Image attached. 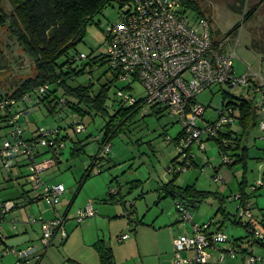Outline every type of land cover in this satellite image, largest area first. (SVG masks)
Here are the masks:
<instances>
[{"label":"rangeland","instance_id":"1","mask_svg":"<svg viewBox=\"0 0 264 264\" xmlns=\"http://www.w3.org/2000/svg\"><path fill=\"white\" fill-rule=\"evenodd\" d=\"M199 3L202 9L206 10L207 15L211 16L213 35L222 50L228 54L236 52L237 75L256 74L257 81L264 82V0H199ZM1 4L3 11L11 16L14 7L10 0H1ZM122 7L120 2L115 1L96 15L87 26L85 38L78 46V51L87 55L106 53V29L112 22L118 20ZM253 8H256L255 13L245 19V13H249ZM239 23L241 27L238 32L228 36L232 28ZM35 73L34 60L25 51L10 25L1 27L0 95L13 93L18 86L30 76H34ZM91 76L96 82L100 78L102 81H107L111 78L109 64L105 63L99 66L92 75L88 74L82 80L88 81ZM129 83V80H118L117 84L111 88L108 101L111 112L121 105V98L117 94L120 89L139 98L146 96L147 89L141 81H136L132 88H124ZM248 88L249 84L239 87H230L227 84L213 85L200 93L198 99L207 106L204 116L199 120L200 125L219 119L221 109L230 101L237 100L233 94L239 96L248 94ZM224 92L228 93L227 97L224 96ZM255 96L258 98L259 95ZM34 103V100H31V105L27 108L26 113L22 114L20 120L26 137H32L33 130L40 126L51 130L59 128L61 135L70 136L65 141L66 146L60 151L58 159L60 163L43 174L45 181L49 184L61 183L65 186L66 191L62 195L61 204L57 209L49 206L44 199L23 206L21 201L24 199L18 196L23 189H32L27 176H23L27 174L28 167L25 165L18 168L23 172L20 177L17 176L16 169L13 172L10 171V164H1L0 197L15 198L21 202V206L10 211L2 223V231L4 232V229L10 231L8 236L4 232L8 239L6 240L7 245L10 249H26L30 245L36 244L41 253L45 250V245L42 242V223L32 224L30 219L41 215H44L45 219H53L58 214L57 210L65 211L75 196L78 181L92 163L93 158L99 153L100 144L96 138L102 136L101 128L105 124L106 118L86 116L82 119L86 129L76 133V122H79L81 118L72 110L66 108L64 111L52 115L45 105H35ZM126 104L130 105V103ZM150 112H152L151 105L145 104L130 130L114 138L108 154L103 152L112 161L109 162L107 159L103 162L104 164L99 163L95 167L93 175L85 182L82 190L75 197L66 225L69 233L71 232L68 242L65 245L62 244L61 235L57 236L54 244L46 250V256L40 264H74L75 262L100 264L98 251L94 246L99 239H104L106 243L113 245L118 264L165 263V259H160V253L168 255L171 252L170 246L164 244V241L170 237L169 227L180 233V229L187 226L193 233L194 222L200 221L198 224L201 225L220 219L224 220L226 215L220 209L221 206H224L226 214L235 218L238 214L239 200L237 196L240 194L243 173L246 172L249 179L247 191L252 190L255 184L264 183V164L260 167L259 159L256 156L258 151L261 156H264V133L259 125H256L248 136L247 143L251 147L249 153L252 158H248L247 168L246 162H238L232 166L225 163L216 140L211 139L205 142L207 151L200 149L197 144L194 145L192 151L199 165L192 164L189 169L180 172L176 182L181 186L195 183L197 188L213 191L217 196L212 194L198 208H192L194 221L184 224V221H181L182 216L177 207V201L173 197L164 198L160 203H156L163 184L170 181L174 175L170 168L173 159L179 153L176 142L170 138L177 137L184 127L182 122L167 110L162 116ZM3 114L4 111L0 110V115ZM73 122H75V126H70ZM2 124L5 127L0 128V145L8 136L10 129L6 122H2ZM240 129L237 127V131ZM90 134L92 136L83 143H86L84 152L79 156H73L71 137L74 139L86 138ZM52 155V152H47L44 156L51 157ZM216 169H219L218 172ZM132 186L136 187L130 193ZM119 189L125 194L123 198L125 203L102 200L104 197H109L112 190L117 192ZM43 190V188L39 189L37 193H42ZM31 192L35 194V191ZM142 194L144 197H141ZM256 194L258 195L254 197V201L257 199L260 205L255 208V212L262 216L261 213H264V209L260 208H264V186L258 189ZM221 199H224V202ZM91 202L96 208V214L86 217L80 223L77 219L80 211ZM128 209L135 210L131 215L134 218L131 226L128 223L131 219L127 215ZM216 211L218 215H216ZM144 214L145 222L148 225L139 226L140 248L132 228L135 225V220ZM155 218L158 220V226H162V229L154 230L150 226ZM225 220L226 226L224 225L223 230L228 233L231 240H233V236L248 233L244 226L235 224L230 218ZM244 220L248 219L244 217ZM165 222L170 225H161ZM15 226L16 228H14ZM256 226L257 228L263 227L260 223H257ZM217 227V224H213L211 229L215 230ZM25 229L28 231L25 232ZM120 233L131 234L132 239L120 242L118 240ZM26 239L28 241H25ZM229 245L230 242L222 244L223 247ZM5 247L6 244L2 242L0 244V264H19V257L11 250L6 252ZM254 249L257 256L263 257L258 264H264V249L259 245ZM218 254L220 251L215 249L214 257L205 264H225L218 260V258L220 259ZM245 256L247 255L239 252L238 257L233 259L230 264H248ZM36 259L37 257L32 258V264Z\"/></svg>","mask_w":264,"mask_h":264},{"label":"built area","instance_id":"2","mask_svg":"<svg viewBox=\"0 0 264 264\" xmlns=\"http://www.w3.org/2000/svg\"><path fill=\"white\" fill-rule=\"evenodd\" d=\"M106 54L110 66L119 72V80H129L130 88L136 81H141L147 89L145 104L165 106L167 111L178 118L183 124V132L177 143L179 151L177 163L170 169L182 172L192 165V148L198 145L206 151L205 142L222 136L223 131H231L239 118L235 104H228L221 109L219 119L200 125L199 120L204 116L207 106L198 95L213 85H229L239 87L249 84L251 96L256 98L259 112V127L264 133V82H256V74L237 75L235 68L236 52L226 53L216 42L212 23L207 18L192 16L184 10L180 0H130L124 3L117 21L112 22L106 29ZM82 58L87 54L82 53ZM254 81V83H253ZM48 85L38 89L39 94H45ZM118 95L125 103L134 104L138 101L133 94L125 93L123 89ZM30 100L29 94L21 100L5 97L0 100V110L8 114L7 124L10 127L8 136L0 145V165H8L16 160L27 163V179L32 187L31 196H40L46 203L57 209L61 204L62 195L66 188L63 184L51 185L45 181L43 174L58 164L60 151L66 146L65 141L59 139V129H48L41 126L33 138L24 135L20 124L22 114L26 110L21 108ZM86 125L76 122V133L83 132ZM170 140H172L170 138ZM229 138L223 139L227 146L223 153L225 163H232V150L229 149ZM52 149V156L45 157L40 153L46 148ZM111 145H107L103 152L109 153ZM180 164V166H178ZM218 179V177H216ZM263 183L253 185L256 191ZM44 189L42 193L37 190ZM113 191V190H112ZM116 192V191H113ZM239 200L237 216L256 222L253 213V202L250 199ZM16 206L14 200L0 197V230L7 214ZM177 207L184 224L194 221L191 207L178 200ZM96 214V208L91 202L80 211L77 219L82 222L86 217ZM42 223V242L46 246L61 235L68 237V216L58 213L53 219H45L44 215L36 218ZM209 229V230H207ZM0 236L3 237L0 232ZM254 237L264 240V225L254 227ZM131 238L129 233L121 235L120 240ZM1 241V240H0ZM175 248L179 257L174 264H202L211 257L212 250L220 251L219 261L228 263L238 257L239 248L234 240L224 230L211 229L210 224H194L193 233H182L175 238ZM230 245L223 247V243ZM11 250L19 257V264H32V258L40 253L38 245H30L26 249ZM186 250L194 251L190 258H182L180 253ZM245 258L248 264H258L263 257L248 252Z\"/></svg>","mask_w":264,"mask_h":264},{"label":"trees","instance_id":"3","mask_svg":"<svg viewBox=\"0 0 264 264\" xmlns=\"http://www.w3.org/2000/svg\"><path fill=\"white\" fill-rule=\"evenodd\" d=\"M115 1L124 5L125 2L130 0H10L14 7V12L10 16L3 11L0 0V28L7 24L10 25V28L18 37L25 51L34 60L36 65V73L34 76L27 78L13 93L0 95V100L5 97L21 100L24 95L29 94L30 100L25 102L21 107L24 110H27L31 105V100H34L35 105H45L52 115H56L66 108L70 109L81 118L80 122L83 123L84 121L82 119L89 115L92 117L102 116L106 118V122L101 128L102 136H97L96 138L100 144L99 153L93 158L92 163L78 181L77 190L70 203V207L77 194L82 190L85 182L93 175L95 167L99 163L105 162L107 159L109 162L112 161L110 157L103 154L104 148L110 145L115 137L130 130L131 126L135 124L141 109L144 107L142 104L145 97H137L138 101L130 105L126 104L121 99L120 107L114 109V112H111L108 102L110 99V90L113 85L117 84L120 76L119 72L110 66V61L106 53L96 55L90 53L86 58H82L81 55L83 52L78 51V46L85 38L87 26L93 21L96 15L100 14L104 8L113 4ZM180 2L183 4L184 10L189 12L192 16L204 17L210 21L211 16H208L206 10L202 9L199 0H180ZM255 10L256 8H253L249 13H245L244 18L248 19L251 14L255 13ZM240 27V23L235 25L228 33V36L238 32ZM105 63L109 64V71L111 74V78L107 79V81H102L100 78L96 82L93 76H91V79L88 81L82 80V78L88 74L92 75L99 66ZM43 85H48L49 88L47 92L42 95L38 93V89ZM124 88H130V85L128 84ZM248 92V94L240 96L233 94L237 100L228 103L235 104L238 108L236 114L243 132L237 137H234L232 132L227 130L221 133V137L213 139L217 141L220 153H223L227 147L223 143V139L225 137L227 139L229 138L228 146L229 149L232 150L231 155L234 160L230 163L231 166L238 162L247 163L250 154L249 147L245 144L244 140L246 135L259 124L260 115L256 96L254 93L253 96H251L250 90H248ZM227 95L228 93L224 92V96L227 97ZM166 110L165 106L156 104L151 106L152 112L150 113L162 116ZM7 117V113L0 115V122L7 123ZM8 126L7 124V127ZM70 126H75V122L71 123ZM40 127L33 130V136L38 133ZM182 132L183 130L177 137L172 138V140L178 143ZM33 136L30 138H33ZM91 136L92 134L88 135L86 138L78 137L77 139L71 137L73 142L71 153L73 156H79L84 152L86 143H83ZM69 137V135L59 134V139L63 141H66ZM234 149L236 152H234ZM51 151L52 149L48 147L44 149L40 155H45V153ZM178 155L173 159L172 166L177 163ZM21 162V166H27L26 162ZM59 163L60 160L58 161V164ZM27 174L23 176H27ZM179 174L180 172H174L170 181L163 184L162 192L164 197L171 196L176 201H183L190 205L191 208H196L197 204L202 203L212 194H216L210 190L199 189L196 184H188L186 186L178 185L176 180ZM241 183V199L246 200L251 198L253 192H246V180H243ZM135 185L137 186L138 183ZM135 187H131L130 193ZM30 192L31 190H25L20 196L24 198V200L21 201L23 205L41 200L40 196H31ZM120 193V189L117 192L111 191L110 196L105 200L120 202L122 201V198L118 197ZM7 200L15 201L16 199L11 198ZM221 200L224 202V199ZM21 202H16L15 207H19ZM220 209L226 215V218H230L235 224L244 226L248 232L245 236L234 239V243L239 248V252L243 254L251 252L249 247H247L249 246L248 244H257L264 248V240L254 237L255 225L252 221L244 220L237 215L235 218H231L226 214L224 206H221ZM128 211L127 215L130 216V222L132 223L134 218H132L131 215L135 210L128 209ZM64 215L68 216L67 210ZM261 222L264 225V218ZM138 223H141L140 220H137V224ZM209 224L212 226L213 224H217V222L212 221ZM203 225L205 224H201V227ZM222 229L223 225L218 228V230ZM69 234L70 233H68V237ZM68 237L63 239V242L66 241ZM0 240V244L5 242L4 236H0ZM243 243H245L244 245H246V248L243 247ZM53 244L54 241L50 245ZM50 245L46 246L45 250L37 256L34 264H39L41 262ZM94 246L99 253L101 264H117L113 247L106 243L104 239H99ZM7 249H10V247L7 246L5 250L7 251ZM74 264L82 263L75 262Z\"/></svg>","mask_w":264,"mask_h":264},{"label":"crops","instance_id":"4","mask_svg":"<svg viewBox=\"0 0 264 264\" xmlns=\"http://www.w3.org/2000/svg\"><path fill=\"white\" fill-rule=\"evenodd\" d=\"M256 82H259V81H256ZM3 126L5 127V125H3L2 124V122H0V128H3ZM237 127H240L241 129H240V131H237ZM231 129H229V130H231V132H232V135L234 136V137H237L238 135H240L242 132H243V130H242V127H241V125L239 124V122H237L235 125H233L232 127H230ZM252 131V130H251ZM251 131H250V133H251ZM249 133V134H250ZM249 134L247 135V137H246V139L244 140V142H245V144L249 147V151L251 150V147L249 146V143H247V141L249 140ZM233 141V140H232ZM177 144V143H176ZM262 147V146H261ZM193 149V148H192ZM207 151V150H206ZM234 152H236V150L234 149ZM250 154V153H249ZM256 156H257V158L259 159V163H260V167H262L263 166V160H264V156H261V154L259 153V151L257 152V154H256ZM255 156V157H256ZM192 158H193V162H192V164H196V165H199L198 164V162L195 160V154H193V151H192ZM250 158H252L251 157V155H250ZM248 162V161H247ZM21 164H22V162L20 161V160H16V161H14V162H12V165H11V170L10 171H12L13 172V170H17V172H16V174H17V176H22L23 175V172L21 171V169H18L19 167H22L21 166ZM104 164V163H103ZM245 165L247 166V163H245ZM247 168V167H246ZM218 170L219 169H216V172H218ZM100 172H102V171H100ZM243 180H246V184H245V188H246V192L247 193H251V192H253V195L251 196V198H249L252 202H253V209H254V211H253V213L255 212V208L258 206V205H260L259 203H258V201H257V199H256V201H254V197L255 196H257L258 194H256V192H257V190H256V192L255 191H253V190H250V191H247V185H248V182H249V179L247 178V176H246V172H244L243 173V178H242V180H241V182L243 181ZM263 180H264V171H263ZM240 182V190H241V183ZM195 184V183H194ZM181 186V185H180ZM263 186H264V183H263V185L259 188V189H261V188H263ZM204 190V189H203ZM24 191H25V189H23V191H22V193L18 196V197H20L23 193H24ZM120 191H121V189H120ZM163 186H162V188H161V191H160V194H159V196H158V200L156 201V203H160L161 202V200L162 199H164V198H167V197H164V194H163ZM260 195V194H259ZM120 196H122V199L125 197V194H123L122 193V191H121V193L118 195V197L120 198ZM141 197H144V194H142V196ZM170 197V196H169ZM1 198H3V197H1ZM108 197H104V198H102V200L104 201V202H109L108 200H105V199H107ZM3 199H5V200H7V199H11V198H3ZM24 199V198H23ZM16 202H19V201H17V200H15ZM72 201V200H71ZM71 201H70V203H71ZM36 202H38V201H36ZM120 202H124L125 203V200L123 199L122 201H120ZM32 203H34V202H32ZM32 203H28V204H25V205H23V206H28L29 204H32ZM70 203H69V205H68V207L65 209V211H63V212H61V210H57L58 211V213H66V210H67V214H69V210H70ZM201 205V203H199V204H197V208L199 207ZM21 206V205H20ZM19 206V207H20ZM18 207H15V208H13L12 210H15V209H17ZM261 210H263L264 208H260ZM11 210V211H12ZM216 215H218L217 214V211H216ZM261 215L262 216H260L258 213H254V217H255V221L256 222H254L255 223V225L257 224V223H260V224H262V222H261V220L264 218V213L262 212L261 213ZM145 214L142 216V217H139L137 220H140V222L141 223H138L137 224V220H135L136 222H135V225H134V227L132 228V231H133V233H134V235L136 236L135 238H136V241H137V244L140 246V248H141V239H140V235H139V226L140 225H148L147 224V222H145ZM36 218L37 217H32L30 220H31V223L32 224H37L38 222H40V221H36ZM157 218H158V216H157ZM157 218H155L153 221H152V223L150 224V226H152L153 228H154V230H159V229H162V226H158V220H157ZM13 220H15V218H13ZM198 222H200V221H197V222H194V224H196V225H200V224H198ZM217 222V229L219 228V227H221L222 225H223V227H224V225H225V223H226V220H217L216 221ZM27 224L28 223H30V222H26ZM81 223V222H80ZM129 226H131L130 224H132L131 222H130V220H129ZM204 224H206V223H204ZM39 225V224H38ZM161 225H164V226H169L170 224H168V222H165L164 224H161ZM263 225V224H262ZM163 226V227H164ZM226 226V225H225ZM14 228H16V226L14 227ZM184 228V227H183ZM180 229L181 230V232L180 233H178L177 231H175L173 228H171V227H169L168 229L170 230V237L168 238V240L167 241H164V244H165V246H170V253L167 255V254H163V253H160V259H165L166 260V262L165 263H162V264H174V262L176 261V259L179 257V255L177 254V252H176V248H175V238H176V236L178 235V234H181V233H191L190 232V227H185L184 229ZM223 230V229H222ZM28 231V229H25V232H27ZM1 232H2V234H3V236H4V238H5V242H4V244H6V247L8 246L7 245V243H6V240H8L7 239V237H6V235H5V233L4 232H6L7 233V236H8V234H10V231H8V230H6V229H4V232L2 231V228H1ZM159 232V231H158ZM227 233V232H226ZM123 234H125V233H123ZM123 234H118V240L120 241V242H125V241H127V240H130V239H132V235H131V238H129V239H126V240H120V237H121V235H123ZM228 234V233H227ZM247 233H245V234H240L239 236H233V240L235 239V238H238V237H242V236H245ZM70 235H71V232H70V234H69V237H68V239L66 240V241H64V242H62V244H66L67 242H68V240H69V238H70ZM29 241H30V238L28 239ZM27 239L25 240V241H28ZM31 241H33V240H31ZM161 243V242H160ZM162 244V243H161ZM245 243H243V247L244 248H246V245H244ZM249 246H247V247H249V250L251 251V252H253V253H255L254 251H255V247L256 246H258L257 244H255V245H252V244H248ZM112 247H113V245H111ZM5 247V248H6ZM9 247V246H8ZM259 247H261V246H259ZM261 248H263V247H261ZM113 249H114V253H115V259H116V262H117V264H118V261H117V256H116V251H115V248L113 247ZM264 249V248H263ZM214 253H215V250H212L211 251V257L206 261V262H204V264L205 263H208L213 257H214ZM98 255H99V253H98ZM194 255V251H192V250H186V251H183L182 253H180V256L182 257V258H190V257H192ZM218 255H220V254H218ZM45 256H46V254H45ZM44 256V257H45ZM43 257V258H44ZM99 259H100V256H99ZM43 260V259H42ZM41 260V261H42ZM218 260H219V258H218ZM233 260V259H232ZM232 260H230L228 263H226V264H230L231 262H232ZM100 262H101V260H100ZM41 263V262H40ZM39 263V264H40ZM101 264V263H100ZM145 264V263H144ZM203 264V263H202ZM235 264V263H234ZM236 264H239V263H236Z\"/></svg>","mask_w":264,"mask_h":264}]
</instances>
